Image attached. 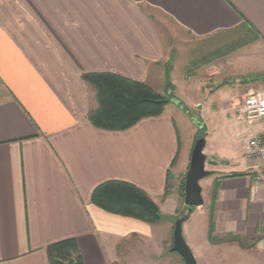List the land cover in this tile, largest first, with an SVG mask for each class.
Segmentation results:
<instances>
[{"label": "crops", "instance_id": "crops-1", "mask_svg": "<svg viewBox=\"0 0 264 264\" xmlns=\"http://www.w3.org/2000/svg\"><path fill=\"white\" fill-rule=\"evenodd\" d=\"M247 36L258 56H242L260 62L246 69L256 74L247 92H264V0H0V264H50L48 246L69 238L84 264H166L168 218L182 207L176 188L199 134L176 92L191 79L193 47L219 39L232 47L223 57ZM102 74L162 93L169 79L173 99L127 130L100 129L88 120L96 98L85 77ZM235 98L222 104L226 138L245 130L238 108H227ZM204 153L216 198L183 224L197 263L226 246L221 255L237 248L249 255L242 264H264V184L252 179L254 163L225 164L207 141ZM109 182L144 191L164 219L148 224L95 205L93 192Z\"/></svg>", "mask_w": 264, "mask_h": 264}, {"label": "rangeland", "instance_id": "rangeland-1", "mask_svg": "<svg viewBox=\"0 0 264 264\" xmlns=\"http://www.w3.org/2000/svg\"><path fill=\"white\" fill-rule=\"evenodd\" d=\"M242 35L245 37L246 34L244 33ZM247 38L249 37L247 36L244 41L247 40ZM228 39L231 40L230 38ZM219 42L221 41L217 39L210 43L200 44L192 48V53L189 56L191 62L187 64V66L190 65V67L188 68V71H185V74L191 77V79H184V81H182V83H184V87L178 88L176 96L182 101L184 105L181 106L182 110H178V112L182 114L185 118L191 120L190 122L194 124V128L196 126V128L199 130L198 139H200V137L204 134L205 139L209 143L211 149H214L217 156L220 157L219 159H223V162L227 164L228 162L231 163V160H241L242 158H245V156L240 148V136V138H237L235 136L231 138L225 137V133L222 129V125L224 122L222 119V104L224 100L229 99V97L232 95H234V97L239 98H235L236 100H231L230 102H228L227 108L231 107L232 105L233 107L236 106L237 108H239L243 104L245 97L249 94V92H247L248 89L254 88L253 86H250V84H252L253 81H256V74L246 69L250 65L257 67L260 62L258 61V58H254L256 61L254 60L253 62H250V60H253L250 58L253 55H249V62L244 60L245 56L242 55L248 53L257 55L258 53V51L254 49L253 45L251 44L244 45L243 42H240V45H242L240 49L234 50L228 55L222 57V55L231 50L232 47L223 49L221 48V45H219ZM235 42H237V40H234V42L232 43ZM235 54H241L237 56H242V59L239 60V67L241 69L240 71H234L233 62L236 61L235 59H233V55ZM212 57L215 58L211 59ZM183 65V62L178 61L175 63V66L179 68L181 67V69L183 68ZM200 83L204 86V89H201L199 87ZM149 86L158 94L173 99L172 95L170 94L171 91L170 89L168 90V88L171 87L172 90L174 87L169 79L166 82L165 92L163 93L156 87H152L151 85ZM168 91L170 93H168ZM169 94L171 95L170 97ZM200 105H202V108H200ZM97 106L98 103L96 100V108ZM167 110L173 112V106L171 107L170 105ZM206 170L209 172V175L204 180H202L201 186L203 191V198L205 201L204 206H208L209 208L210 201L213 200L214 194V190H211L210 187L212 179L214 177L213 163H211V161H207ZM186 176H182L180 178V182L176 188L180 195L182 207L177 213V215L171 218L175 219V221L169 223L170 229L167 231L165 229L166 236L168 234V237H166L167 239L165 242L166 264H185L179 254L172 252V247L174 239L175 222L178 218L185 215L188 210V207L184 205V188ZM204 206L198 209H194L193 213L195 212V210L197 211V213L202 212ZM192 214L189 216V218L192 216ZM238 247L239 252H244L245 250H247L242 245H239ZM236 249L237 248H233V250L229 249L228 252L230 254L226 256L225 254L221 255L222 253H219L225 251L226 246H215L214 250L216 254L214 253V255H212L213 257L209 255V258L204 260L206 258L205 255L200 254L198 258L201 259V264H220L222 262H225V264H242L244 263V258H247L248 261L250 260L249 255H246L244 257V255L238 253ZM250 257L252 258V256ZM246 262L247 261L245 260V263Z\"/></svg>", "mask_w": 264, "mask_h": 264}, {"label": "trees", "instance_id": "trees-1", "mask_svg": "<svg viewBox=\"0 0 264 264\" xmlns=\"http://www.w3.org/2000/svg\"><path fill=\"white\" fill-rule=\"evenodd\" d=\"M249 41L251 39L248 38L243 44H248ZM85 81L94 89L98 103L97 108L90 112L88 120L100 129L127 130L145 118L161 115L172 100L158 94L146 83L131 81L113 74L88 75ZM200 138H205L204 134ZM167 196L168 191L164 199ZM215 198L216 188L212 206ZM92 202L106 212L148 224H155L164 219L159 206L150 196L128 183L109 182L99 186L93 192ZM168 220L175 221L171 218ZM47 253L50 264H84L76 238L51 244L47 248Z\"/></svg>", "mask_w": 264, "mask_h": 264}, {"label": "water", "instance_id": "water-1", "mask_svg": "<svg viewBox=\"0 0 264 264\" xmlns=\"http://www.w3.org/2000/svg\"><path fill=\"white\" fill-rule=\"evenodd\" d=\"M205 147V138H200L196 141L184 188V204L188 207V210L185 215L176 220L174 227L172 252L179 254L185 264H198L192 249L184 238L183 224L188 220L194 209L204 205L201 182L209 175L206 170L207 156L204 153Z\"/></svg>", "mask_w": 264, "mask_h": 264}, {"label": "built area", "instance_id": "built-area-1", "mask_svg": "<svg viewBox=\"0 0 264 264\" xmlns=\"http://www.w3.org/2000/svg\"><path fill=\"white\" fill-rule=\"evenodd\" d=\"M237 126L245 128L238 136L244 156L253 162L256 169L252 179L257 184H264V170L259 168L264 163V92H250L238 108Z\"/></svg>", "mask_w": 264, "mask_h": 264}]
</instances>
